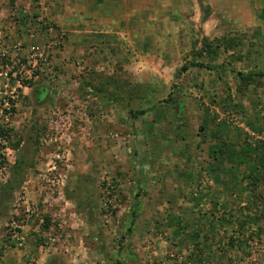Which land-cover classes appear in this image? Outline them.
I'll return each instance as SVG.
<instances>
[{"label": "rangeland", "instance_id": "obj_1", "mask_svg": "<svg viewBox=\"0 0 264 264\" xmlns=\"http://www.w3.org/2000/svg\"><path fill=\"white\" fill-rule=\"evenodd\" d=\"M80 1L0 0V264H264V0Z\"/></svg>", "mask_w": 264, "mask_h": 264}, {"label": "trees", "instance_id": "obj_2", "mask_svg": "<svg viewBox=\"0 0 264 264\" xmlns=\"http://www.w3.org/2000/svg\"><path fill=\"white\" fill-rule=\"evenodd\" d=\"M189 65L190 66H195V65H198V63H195L193 61H190L189 62ZM183 70L185 69V66H182L181 67ZM131 115H134L135 113H141V111H129ZM0 138L4 141H9V138H10V129L7 128V127H4V128H0ZM45 222H46V219H45Z\"/></svg>", "mask_w": 264, "mask_h": 264}, {"label": "crops", "instance_id": "obj_3", "mask_svg": "<svg viewBox=\"0 0 264 264\" xmlns=\"http://www.w3.org/2000/svg\"><path fill=\"white\" fill-rule=\"evenodd\" d=\"M85 0H81L80 1V3L82 4L83 2H84ZM90 1V3H92L93 2V4H95L94 6H93V8L95 9V11H97V10H99L98 9V5H99V0H89ZM77 3H79V1H77ZM77 3H75V10H80L79 12H81L82 10L84 11L85 9L83 8V9H81V7H82V5L80 4H77ZM77 6H79V7H77Z\"/></svg>", "mask_w": 264, "mask_h": 264}]
</instances>
